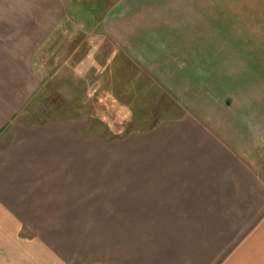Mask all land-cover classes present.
<instances>
[{
  "label": "crops",
  "instance_id": "1",
  "mask_svg": "<svg viewBox=\"0 0 264 264\" xmlns=\"http://www.w3.org/2000/svg\"><path fill=\"white\" fill-rule=\"evenodd\" d=\"M78 31L181 115L31 120L36 56ZM0 264H264V0H0Z\"/></svg>",
  "mask_w": 264,
  "mask_h": 264
},
{
  "label": "rangeland",
  "instance_id": "2",
  "mask_svg": "<svg viewBox=\"0 0 264 264\" xmlns=\"http://www.w3.org/2000/svg\"><path fill=\"white\" fill-rule=\"evenodd\" d=\"M100 1L110 5L114 0ZM73 35L57 32L51 46L36 56L45 72L31 120L77 117L86 120L88 137L107 142L181 115L177 100L147 71L123 56L120 65L115 63L121 54H114L111 43L88 50L87 35Z\"/></svg>",
  "mask_w": 264,
  "mask_h": 264
},
{
  "label": "trees",
  "instance_id": "3",
  "mask_svg": "<svg viewBox=\"0 0 264 264\" xmlns=\"http://www.w3.org/2000/svg\"><path fill=\"white\" fill-rule=\"evenodd\" d=\"M123 55H120V57L119 58H121ZM125 58H127V56H125ZM127 60L130 62V60L127 58ZM131 63V62H130ZM134 65V64H133ZM136 66V65H135ZM157 123V122H156ZM155 122L150 126V127H148L147 129H150V128H152L155 124H156Z\"/></svg>",
  "mask_w": 264,
  "mask_h": 264
}]
</instances>
